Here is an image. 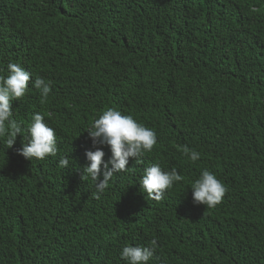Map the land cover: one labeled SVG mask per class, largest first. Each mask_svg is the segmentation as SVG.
<instances>
[{"label":"trees","instance_id":"trees-1","mask_svg":"<svg viewBox=\"0 0 264 264\" xmlns=\"http://www.w3.org/2000/svg\"><path fill=\"white\" fill-rule=\"evenodd\" d=\"M9 63L31 81L12 102L21 137L0 138V264H127L153 240L148 264H264V0H0V77ZM108 109L157 142L97 193L81 176L86 152L111 159L87 133ZM37 113L58 152L27 161ZM153 165L184 177L159 203L140 187ZM205 170L228 190L211 210L192 200Z\"/></svg>","mask_w":264,"mask_h":264},{"label":"clouds","instance_id":"clouds-1","mask_svg":"<svg viewBox=\"0 0 264 264\" xmlns=\"http://www.w3.org/2000/svg\"><path fill=\"white\" fill-rule=\"evenodd\" d=\"M250 11H258L255 8ZM8 77H0V138L7 137L8 149H12L16 138L22 135L21 127L12 117V102L21 101L27 91L31 81L30 74L19 64H8ZM50 82H45L37 77L34 88L40 92V104L44 105L50 94ZM45 116L39 113L32 117L29 125L28 141L22 143V149L17 155L22 156L27 161H43L47 157L57 156V143L55 131L45 124ZM94 148L105 147L111 151V159L104 163L103 151H88L85 153L90 166L83 169L81 180L91 179L97 193H103L109 186V181L113 175L128 170L129 159L136 162L146 153H151L156 145L157 138L154 131L138 124L131 116L122 115L115 109H108L96 119L90 130L87 132ZM185 156L194 163L200 159L195 151H190L187 147L181 149ZM69 160L60 158L59 167L67 168ZM103 165V179L101 176V166ZM109 165L111 168L109 169ZM184 177L177 173L175 169L165 173L158 165L146 168L140 187L146 193L147 199L157 203L164 199L165 193L170 190L175 183H180ZM193 204L204 206L211 210L222 203L223 197L227 193V188L209 171L202 172L191 187ZM94 199L99 200L100 195H94ZM157 242L151 241L150 247H124L121 259L127 264H148L152 259Z\"/></svg>","mask_w":264,"mask_h":264}]
</instances>
